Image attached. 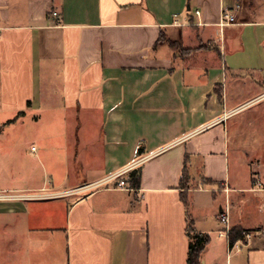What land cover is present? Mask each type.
<instances>
[{"label":"crops","instance_id":"obj_1","mask_svg":"<svg viewBox=\"0 0 264 264\" xmlns=\"http://www.w3.org/2000/svg\"><path fill=\"white\" fill-rule=\"evenodd\" d=\"M57 103L76 119L64 169L0 192L62 194L0 198V264H189V225L201 264L218 242L230 264L221 211L264 229V117L244 116L264 108V0H0V113ZM138 159L139 186L71 191ZM249 244L264 264V232Z\"/></svg>","mask_w":264,"mask_h":264},{"label":"rangeland","instance_id":"obj_2","mask_svg":"<svg viewBox=\"0 0 264 264\" xmlns=\"http://www.w3.org/2000/svg\"><path fill=\"white\" fill-rule=\"evenodd\" d=\"M244 116L263 118V105L260 104L249 109L244 112ZM14 117L16 114L11 111L0 113V120L5 121L3 135L0 137V166L4 172L0 175V184L11 180L13 171H20L23 173L20 176H27L29 170L35 171L36 169V172L41 173L42 176L45 167L54 166L64 169L66 149L72 147V139L76 140L73 137L74 121H76L74 116L67 115L62 104L57 103L54 108L44 107L26 116H19V120L15 122L6 123L8 119ZM261 130V135H264L263 126ZM33 146L36 150H33ZM38 177L40 178V176H36V180L39 179ZM89 191L91 190L82 193ZM3 193L5 192H0V194ZM223 245V242L211 245L207 256L219 264L225 263L226 250ZM250 248V244L244 245L239 253L233 254L230 264H248ZM255 255L263 259V254L256 253Z\"/></svg>","mask_w":264,"mask_h":264},{"label":"built area","instance_id":"obj_3","mask_svg":"<svg viewBox=\"0 0 264 264\" xmlns=\"http://www.w3.org/2000/svg\"><path fill=\"white\" fill-rule=\"evenodd\" d=\"M57 13V12H55ZM197 13L200 14V11L197 10ZM235 19L234 13H232L230 10H225L222 14V18L220 21L221 25H225L228 23H232ZM35 148V147H34ZM33 148V149H34ZM142 159H138L134 163H132L130 166L122 168L100 180L84 184L82 186H79L77 188L72 189L71 191L73 193H80V192H85L87 190H93L102 186H109L111 184V187H116V188H125L128 187V183L126 180V174L128 173L129 170L137 166ZM62 194L61 192H56V193H36V194H29V193H24V194H7L3 193L0 194V198H34V197H47V196H54V195H60ZM220 220L223 223V227L218 230V236L221 238L227 239L228 247H227V256H228V261L232 258L234 253H239L244 245H248L251 241V238L258 233L264 232V229L259 231V230H248L244 232V237L239 238L233 243L231 242L230 239V230H231V220H230V211L229 208H225L221 211L220 214Z\"/></svg>","mask_w":264,"mask_h":264},{"label":"trees","instance_id":"obj_4","mask_svg":"<svg viewBox=\"0 0 264 264\" xmlns=\"http://www.w3.org/2000/svg\"><path fill=\"white\" fill-rule=\"evenodd\" d=\"M143 151H144V148L141 145L139 148V153H142ZM127 180H129L132 185L139 186L141 183V170L135 169L132 172L131 177H129V179ZM245 231L246 230L243 231V230H239L236 227H231V230H230L231 242L233 243L237 239L243 238ZM188 235L190 238L188 263L189 264H201V256H202L203 250L205 249L206 244L210 242V237L208 235H205L195 230L190 225L188 228Z\"/></svg>","mask_w":264,"mask_h":264}]
</instances>
